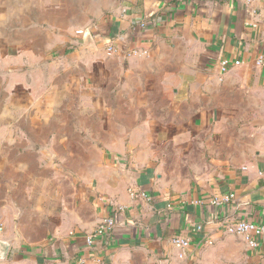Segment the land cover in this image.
Instances as JSON below:
<instances>
[{"label":"crops","instance_id":"1","mask_svg":"<svg viewBox=\"0 0 264 264\" xmlns=\"http://www.w3.org/2000/svg\"><path fill=\"white\" fill-rule=\"evenodd\" d=\"M87 26L0 38V264H264L220 223L264 224V0H120Z\"/></svg>","mask_w":264,"mask_h":264},{"label":"rangeland","instance_id":"2","mask_svg":"<svg viewBox=\"0 0 264 264\" xmlns=\"http://www.w3.org/2000/svg\"><path fill=\"white\" fill-rule=\"evenodd\" d=\"M119 2L120 0H0V38H3V47L6 38L12 40L19 36L42 51L50 45L52 32L40 27L69 30L76 28L75 34H78V30L87 29L86 25L110 14ZM18 24L26 32L18 31L15 27ZM35 37L42 41L35 42ZM1 109L3 108H0V112Z\"/></svg>","mask_w":264,"mask_h":264},{"label":"built area","instance_id":"3","mask_svg":"<svg viewBox=\"0 0 264 264\" xmlns=\"http://www.w3.org/2000/svg\"><path fill=\"white\" fill-rule=\"evenodd\" d=\"M246 4H251L253 0H243ZM77 35L84 36L87 33L86 29H81L77 31ZM108 49L114 50L116 47L113 45L108 46ZM240 60H235L233 62L224 59L220 62V68L223 72L227 71L229 67L233 64H240ZM145 196V193H142ZM235 197V194H224L220 196H216L210 200L213 204H223L229 202L232 198ZM197 203V201H196ZM221 227L226 234L245 236L247 238L248 244L251 248H257L260 244V239L264 236V224L256 223L248 219H237L234 220L231 217H224L221 221ZM116 221L112 216L105 218L97 228L87 235L86 241L89 245L95 243V241L102 239L109 232L113 230L115 227ZM202 227L198 226L197 229L200 230ZM215 239L209 238L206 240L208 245L214 244ZM173 243L175 246L180 248L181 250H188L191 246V238L184 236H174ZM79 264H85V260L83 258L80 259Z\"/></svg>","mask_w":264,"mask_h":264},{"label":"water","instance_id":"4","mask_svg":"<svg viewBox=\"0 0 264 264\" xmlns=\"http://www.w3.org/2000/svg\"><path fill=\"white\" fill-rule=\"evenodd\" d=\"M6 250H7V243L0 241V252H1V254H4L6 252Z\"/></svg>","mask_w":264,"mask_h":264}]
</instances>
